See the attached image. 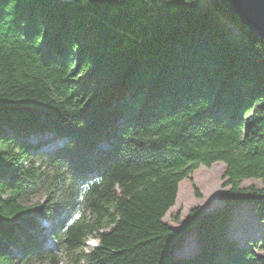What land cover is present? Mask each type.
Instances as JSON below:
<instances>
[{
    "label": "trees",
    "instance_id": "1",
    "mask_svg": "<svg viewBox=\"0 0 264 264\" xmlns=\"http://www.w3.org/2000/svg\"><path fill=\"white\" fill-rule=\"evenodd\" d=\"M46 133L63 143L31 140ZM217 162L223 205L164 222ZM250 178L264 184V39L220 0H0V264H264L230 230L242 204L264 221Z\"/></svg>",
    "mask_w": 264,
    "mask_h": 264
},
{
    "label": "rangeland",
    "instance_id": "2",
    "mask_svg": "<svg viewBox=\"0 0 264 264\" xmlns=\"http://www.w3.org/2000/svg\"><path fill=\"white\" fill-rule=\"evenodd\" d=\"M211 0H203L204 6L210 5ZM219 20L222 22H229V19L218 15ZM48 140V144L44 146L46 149H53L54 147L63 143V138L55 137L50 133L37 134L31 136V140L36 142L38 139ZM226 165L222 162L214 163L211 167H205L201 165L196 169L188 178L182 180L179 184V192L175 205L170 208L164 217V222L170 225L172 228L178 230L185 219L187 218L189 211L194 207H200L206 211H214L216 208L223 205L220 202L219 197L222 192L228 189L224 187L223 183L224 172ZM50 170L53 171L50 167ZM66 184L70 185L71 176L69 173H65ZM242 185H256L258 187L264 186L261 180L258 179H246ZM30 203L43 202L45 194L43 192L30 195L28 198ZM179 218V219H177ZM46 220V221H45ZM47 218H41L40 223L45 227L42 235H45L46 240L44 247L51 249L54 252H59L60 248L57 245L56 239L51 235V228L47 229L48 225H52ZM49 228V227H48ZM231 234L237 236L241 242H250L256 240L259 242L260 248L257 250L262 252L264 247V221H262L258 214L253 211L251 204H242L236 207L234 217L230 224ZM98 245V240L95 237H89L84 248L85 252H89ZM198 250V243L196 241L193 232L190 233L185 241V245L178 250L177 254L181 256H189L196 253ZM59 264H75L72 258L67 257L64 252L59 254ZM26 264H48L39 263V261L30 260Z\"/></svg>",
    "mask_w": 264,
    "mask_h": 264
},
{
    "label": "water",
    "instance_id": "3",
    "mask_svg": "<svg viewBox=\"0 0 264 264\" xmlns=\"http://www.w3.org/2000/svg\"><path fill=\"white\" fill-rule=\"evenodd\" d=\"M220 2L247 28L264 39V0H220Z\"/></svg>",
    "mask_w": 264,
    "mask_h": 264
}]
</instances>
